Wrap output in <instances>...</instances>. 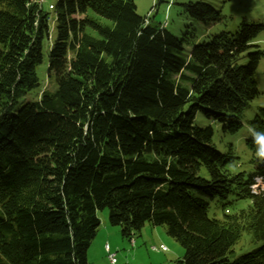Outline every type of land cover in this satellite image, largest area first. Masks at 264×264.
Segmentation results:
<instances>
[{"label":"trees","instance_id":"1","mask_svg":"<svg viewBox=\"0 0 264 264\" xmlns=\"http://www.w3.org/2000/svg\"><path fill=\"white\" fill-rule=\"evenodd\" d=\"M51 6L54 87L48 80L15 110L40 87L49 13L35 0H0V264H90L105 209L129 240L145 223L165 226L184 249L176 264H264V189L251 191L264 178V109L247 122L262 143L248 177L229 169L234 157L215 149L211 127L193 124L201 112L224 131L241 128L259 96L264 49L253 40L263 26L242 22L185 52L165 25L137 14L135 0ZM180 8L197 22L223 20L204 3ZM229 197L249 205L230 215ZM216 200L221 220L208 216ZM244 233L263 244L229 261Z\"/></svg>","mask_w":264,"mask_h":264},{"label":"rangeland","instance_id":"2","mask_svg":"<svg viewBox=\"0 0 264 264\" xmlns=\"http://www.w3.org/2000/svg\"><path fill=\"white\" fill-rule=\"evenodd\" d=\"M41 4L43 10L49 13V38L42 44V63L36 68V74L40 87L31 91L24 100L19 101L15 110L29 101H35L48 87H54V79L48 78V52L55 40L54 22L55 15L49 10L50 5H55L57 0H35ZM189 3H204L221 12L223 20L218 23H202L188 18L180 8V5ZM136 12L154 24L165 25L166 29L179 40H183L185 52H190L194 45L207 43L211 37L221 32L234 33L240 23H258L263 30L253 40V44L264 49V0H135ZM255 81L259 88V96L255 98L248 109L244 112L241 128L235 132L224 131L223 126L212 120L206 119L201 112H197L193 121L194 126L199 128L211 127L213 130L212 144L215 149L234 157L229 169L233 173H244L246 177L255 172L262 163V143L252 133L247 122L252 120L259 109H264V60H261L255 74ZM70 113L79 117L86 115V111L68 106ZM249 143L253 144V148ZM251 187L253 193L264 189V178H255ZM226 206L230 215L249 205L248 200H235L229 197ZM223 203L219 200L212 202L208 209V216L221 220L226 214ZM100 226L95 238L92 240L87 252L90 264H110L107 255L100 250V241L107 242L111 248H116L117 264H176L184 255V249L167 232L165 226H153L145 223L144 227L132 235V239L123 237L121 228L111 226L108 222V210L97 212ZM106 228V230H105ZM106 231V233H105ZM134 242V244H132ZM131 243V245H130ZM263 242L254 241L250 233H244L239 242L227 255L229 261L250 253L261 246ZM160 245L166 247V251L153 250Z\"/></svg>","mask_w":264,"mask_h":264},{"label":"built area","instance_id":"3","mask_svg":"<svg viewBox=\"0 0 264 264\" xmlns=\"http://www.w3.org/2000/svg\"><path fill=\"white\" fill-rule=\"evenodd\" d=\"M104 250L107 254V258H108L109 263L110 264H116L115 263V255H116L115 250L112 249L108 243L105 244ZM166 250L167 249H163V251H166ZM154 251H155V247H154Z\"/></svg>","mask_w":264,"mask_h":264},{"label":"crops","instance_id":"4","mask_svg":"<svg viewBox=\"0 0 264 264\" xmlns=\"http://www.w3.org/2000/svg\"><path fill=\"white\" fill-rule=\"evenodd\" d=\"M105 230H106V228H105ZM105 233H106V231H105ZM132 240L134 241V238H132ZM100 243H101V244H99L100 250H101V252H102L103 254L106 255L105 250H104V245H105L107 242L104 243V241H100ZM130 245H131V243H130ZM160 246H161V245H160ZM113 249L115 250L116 248H113ZM116 264H117V263H116Z\"/></svg>","mask_w":264,"mask_h":264},{"label":"bare ground","instance_id":"5","mask_svg":"<svg viewBox=\"0 0 264 264\" xmlns=\"http://www.w3.org/2000/svg\"><path fill=\"white\" fill-rule=\"evenodd\" d=\"M132 244H134V242H132ZM157 249L163 251V249H166V247L161 245V246H159V248L155 247V250H157ZM153 250H154V248H153ZM115 253H117V251H115ZM115 263H117L116 255H115Z\"/></svg>","mask_w":264,"mask_h":264}]
</instances>
